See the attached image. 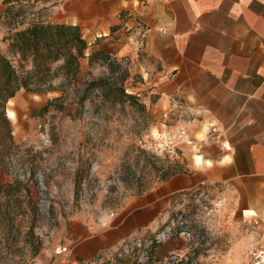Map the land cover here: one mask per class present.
<instances>
[{"label":"rangeland","instance_id":"rangeland-1","mask_svg":"<svg viewBox=\"0 0 264 264\" xmlns=\"http://www.w3.org/2000/svg\"><path fill=\"white\" fill-rule=\"evenodd\" d=\"M54 2L25 8L23 15L53 22L64 0ZM5 6L0 0V12ZM24 26L0 15V48H6L4 37L11 30ZM104 38H93L91 49L111 52L112 40ZM110 57L81 68L82 83L73 82L62 98H57L60 90L22 89L7 104V111L15 113L10 119L21 148L9 170L0 167V182L19 178L24 183L0 189V264L250 262L264 248V219L247 218L238 204L205 187L162 198L171 176L190 171L183 149L191 147L196 156L197 144L177 142V156L142 147L143 135H175L184 126L164 120L152 103L143 102L145 90L139 85L145 76L129 59ZM109 77L113 85L125 78L133 97L122 101L116 94L102 95L103 88H89L87 99L78 100L89 81L103 79L106 85ZM84 225L91 227L98 246L88 253L85 237L78 235Z\"/></svg>","mask_w":264,"mask_h":264},{"label":"crops","instance_id":"crops-1","mask_svg":"<svg viewBox=\"0 0 264 264\" xmlns=\"http://www.w3.org/2000/svg\"><path fill=\"white\" fill-rule=\"evenodd\" d=\"M53 14L88 41L81 68L93 38L112 40L113 50L102 51L145 76L143 102L196 139V156L183 149L190 171L171 176L162 198L205 187L247 218L264 219V0H64ZM131 14L142 37L125 28ZM210 123L223 138L209 136ZM79 231L83 249L95 250L91 227Z\"/></svg>","mask_w":264,"mask_h":264},{"label":"trees","instance_id":"trees-1","mask_svg":"<svg viewBox=\"0 0 264 264\" xmlns=\"http://www.w3.org/2000/svg\"><path fill=\"white\" fill-rule=\"evenodd\" d=\"M55 3L54 0H4L5 8L0 12L10 23L24 25L14 28L4 37L6 48H0V167L10 169L14 156L21 148L13 135V125L7 112V104L24 89L29 92L42 93L51 90H60L62 98L68 87L73 83H82L78 78L81 69L80 59L85 56L89 47L80 26L39 21L23 15L25 8H34L39 3ZM30 15L28 10L24 11ZM104 56L111 58L102 50L94 51L90 55L91 64L94 60ZM126 72V71H125ZM124 74V73H123ZM60 78L59 84H55ZM103 79H92L87 83L79 96V101L87 99V89L103 88L102 95H119L124 101L133 96L126 92L125 78L113 85L112 77L103 84ZM43 108L48 110L52 104ZM60 104L58 108L63 107ZM24 183L19 178L1 184L7 190H12L15 185Z\"/></svg>","mask_w":264,"mask_h":264},{"label":"built area","instance_id":"built-area-1","mask_svg":"<svg viewBox=\"0 0 264 264\" xmlns=\"http://www.w3.org/2000/svg\"><path fill=\"white\" fill-rule=\"evenodd\" d=\"M125 28L131 33L138 34V37H142L145 33V29L138 18V15H128L125 18ZM134 35V34H133ZM140 42V39H138ZM225 131L222 130L216 123L209 124V136L221 139L224 136ZM158 138L164 141L162 144L158 143ZM183 142L186 145L195 146L197 144L196 139L190 135L189 130L186 127H182L177 131L175 135H172L169 131L165 133L153 131L150 134H145L139 139V143L142 147L152 150L153 152H166L170 155H178L177 142ZM201 191L200 194H204ZM224 199L220 202L222 203ZM65 248V247H64ZM246 264H264V248L258 249L254 252L252 260Z\"/></svg>","mask_w":264,"mask_h":264},{"label":"bare ground","instance_id":"bare-ground-1","mask_svg":"<svg viewBox=\"0 0 264 264\" xmlns=\"http://www.w3.org/2000/svg\"><path fill=\"white\" fill-rule=\"evenodd\" d=\"M11 101H9V103H11ZM7 112H8L9 117H11V118L14 117L15 113L13 111L8 110Z\"/></svg>","mask_w":264,"mask_h":264}]
</instances>
